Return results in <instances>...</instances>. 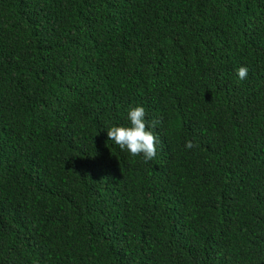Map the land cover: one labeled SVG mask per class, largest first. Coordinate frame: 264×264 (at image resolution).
Wrapping results in <instances>:
<instances>
[{
  "label": "trees",
  "instance_id": "trees-1",
  "mask_svg": "<svg viewBox=\"0 0 264 264\" xmlns=\"http://www.w3.org/2000/svg\"><path fill=\"white\" fill-rule=\"evenodd\" d=\"M0 264H264V0H0Z\"/></svg>",
  "mask_w": 264,
  "mask_h": 264
},
{
  "label": "clouds",
  "instance_id": "clouds-1",
  "mask_svg": "<svg viewBox=\"0 0 264 264\" xmlns=\"http://www.w3.org/2000/svg\"><path fill=\"white\" fill-rule=\"evenodd\" d=\"M248 69L241 66L237 70L240 80L246 79ZM146 111L142 106L129 109L127 119L128 126H111L107 129L108 140L112 141L121 151H126L132 157L142 156L145 163L153 161L157 154V145L160 143L158 136L152 130L156 127V121L149 125L145 119ZM197 147L192 141L185 142V149Z\"/></svg>",
  "mask_w": 264,
  "mask_h": 264
}]
</instances>
